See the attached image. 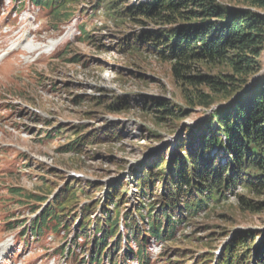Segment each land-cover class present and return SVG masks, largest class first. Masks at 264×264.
I'll return each mask as SVG.
<instances>
[{
    "label": "rangeland",
    "instance_id": "374dc122",
    "mask_svg": "<svg viewBox=\"0 0 264 264\" xmlns=\"http://www.w3.org/2000/svg\"><path fill=\"white\" fill-rule=\"evenodd\" d=\"M111 1L78 0L69 5L70 18L56 19L30 0H23V7L20 1L0 0V264H82L90 246L77 220L67 219L72 225L68 235L62 228L35 236L29 226L41 208L34 214L39 205L28 196L43 195L49 188L55 194L66 183H91L94 191L81 195L74 212L97 204L92 215L97 218L109 186L125 184L121 191L127 189L129 201L121 204L120 223L127 224L125 211L137 216L139 204L151 202L150 197L143 203L135 193L155 153L174 142L178 125H191L205 112L197 107L183 120L164 121L148 110L154 98L192 108L186 99L192 89L174 78L170 62L143 50L122 49L151 25L137 24L123 11L124 4L110 9ZM85 32L92 37L85 38ZM125 101L129 109L110 111L106 106ZM112 126L118 127V139L102 136L101 143L89 145L83 154L60 150L77 131L85 130L89 137L97 130L108 133ZM55 130L63 131L46 137ZM228 198L191 218L175 241L150 239V264H218L233 233L264 230V210H241L234 195ZM257 198L264 200V195ZM75 233L81 235L76 242ZM121 245L125 252L126 243ZM130 246L136 251L134 241ZM129 259L126 264H138L134 256ZM104 264L111 263L105 259Z\"/></svg>",
    "mask_w": 264,
    "mask_h": 264
},
{
    "label": "trees",
    "instance_id": "16d2710c",
    "mask_svg": "<svg viewBox=\"0 0 264 264\" xmlns=\"http://www.w3.org/2000/svg\"><path fill=\"white\" fill-rule=\"evenodd\" d=\"M15 1L23 7V0ZM30 1L59 19L70 18L69 5L78 0ZM117 3L124 4L123 11L137 24L151 25V30L142 29L121 48L143 50L170 62L174 78L192 89L186 96L192 108L154 98L148 110L164 121L183 120L197 107L205 112L191 125H178L174 142L155 153L150 171L139 178L135 193L143 203L150 197L151 202L139 204L137 216L125 211L127 224L120 223L121 204L129 201L127 189L121 191L125 184L109 186L107 203L97 218H92L97 204L86 205L80 214L74 212L81 195L94 191L89 188L91 183L86 187L66 183L55 194L49 188L45 194L41 192L44 196H28L39 205L34 214L41 208L29 226L35 236L48 229L58 233L62 228L68 235L72 225L67 219L77 220L90 246L82 264H104L105 259L126 264L131 256L138 264H150L146 246L150 239L175 241L180 227L210 204L228 201L229 194L238 199L241 210H264V200L257 198L264 195V0H114L108 7L114 9ZM91 37L85 32V38ZM136 38L138 42H133ZM106 106L120 111L129 109L130 103ZM112 127L116 132L97 130L89 137L85 130L77 131L60 150L83 154L89 145L101 143L102 136L108 141L118 139V127ZM62 131L47 132L46 137ZM79 236L75 233V242ZM121 241L126 243L125 252ZM132 241L136 251L130 246ZM69 249L66 247L64 255ZM245 262L264 264V230L233 233L218 264Z\"/></svg>",
    "mask_w": 264,
    "mask_h": 264
}]
</instances>
